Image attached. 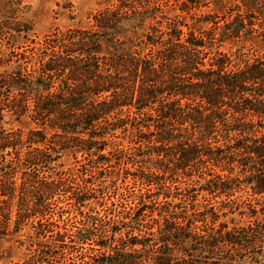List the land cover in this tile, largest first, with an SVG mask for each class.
I'll list each match as a JSON object with an SVG mask.
<instances>
[{"label": "trees", "instance_id": "trees-1", "mask_svg": "<svg viewBox=\"0 0 264 264\" xmlns=\"http://www.w3.org/2000/svg\"><path fill=\"white\" fill-rule=\"evenodd\" d=\"M221 5L0 21V264H264V0Z\"/></svg>", "mask_w": 264, "mask_h": 264}, {"label": "rangeland", "instance_id": "rangeland-1", "mask_svg": "<svg viewBox=\"0 0 264 264\" xmlns=\"http://www.w3.org/2000/svg\"><path fill=\"white\" fill-rule=\"evenodd\" d=\"M223 1L225 0H0V21H5L8 25L5 28L3 26L7 34L22 37V43H25L23 49L25 45L30 49L42 45L46 38L77 29H89L95 24L96 18L107 13H117L126 18L125 13L130 16L148 11L155 13L156 17L164 12V17L171 18L177 14L182 15L179 8L185 5L192 13L210 14L217 10L215 5L222 7ZM126 7L129 12L124 11ZM141 32L136 33L139 35ZM126 34L130 35L129 32ZM8 121V118L4 120ZM2 127L3 131L12 129L21 131L24 135L28 130H33L27 120L23 124L3 123ZM68 160L69 163L73 162V157ZM7 167L9 168L8 165Z\"/></svg>", "mask_w": 264, "mask_h": 264}]
</instances>
